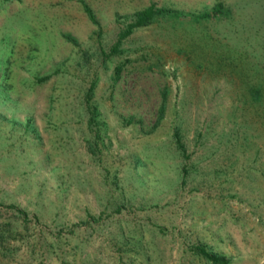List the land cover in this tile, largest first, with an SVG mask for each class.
Here are the masks:
<instances>
[{"label":"rangeland","instance_id":"rangeland-1","mask_svg":"<svg viewBox=\"0 0 264 264\" xmlns=\"http://www.w3.org/2000/svg\"><path fill=\"white\" fill-rule=\"evenodd\" d=\"M150 2L171 11L119 37ZM245 59L264 72V0H0V203L38 218L0 264H264Z\"/></svg>","mask_w":264,"mask_h":264},{"label":"trees","instance_id":"trees-1","mask_svg":"<svg viewBox=\"0 0 264 264\" xmlns=\"http://www.w3.org/2000/svg\"><path fill=\"white\" fill-rule=\"evenodd\" d=\"M221 7H222V3L220 1H217L216 3H214L212 5V9L210 12H204V13H202V15L194 14V19L199 20L200 16H210L211 14L214 15V14L219 13L220 11L222 12ZM83 8H84V11L86 12L88 18L92 22L96 23L97 20L93 14L91 8L85 2H83ZM170 11H171V9L164 7V6H157L153 2H150L147 5L139 8V9L134 10L132 13V18L126 22L125 27L123 28V30L119 34V37L125 36L136 26L144 25V24L150 22L155 15L166 14V13H169ZM172 13L178 14L179 12L177 10H173ZM225 13H226V15H228L230 13L229 8L225 9ZM236 51H235V53H234V51H232L234 56H235V59L239 58V54H238L239 51H237V52ZM235 59H234V61H235ZM243 61L244 62H241V67L251 68V66H252V70L254 71V73L249 75L248 72L245 73L244 68H243V71H244L243 76L245 77L247 75V77L244 79V82L249 83V84L245 85V87H246L247 91L249 92L250 97L252 98V100L257 105L256 113H258V115L260 116V120H261L262 124H264V72L261 70V68L258 69L256 64L250 65V62L246 59ZM235 62L240 64L239 60L235 61ZM237 63H235L234 65H238ZM118 69H119V67L117 66L116 70L118 71ZM240 69H242V68H240ZM49 75H50L49 73H46V74H43L41 76H36V79L37 80H43V79H46L47 77H49ZM251 76H253V77H251ZM247 78H249V80ZM89 93H90V90L86 94L89 95ZM162 112H163V103L160 104L157 118H159L162 115ZM90 118H92V116ZM173 136H174L176 146L183 152L184 146H183V143L179 137L178 131L176 129L173 131ZM0 205H2V207L4 209H8L10 211L9 218L0 222V254L6 255L7 253H10L9 255H11V254H13L14 251L12 250L13 248L9 244L8 240L10 238L22 239V235L25 233L24 229L27 228V225H30V223H33V221L35 223H38V218L36 216H33L31 218L28 215L27 211L23 207L18 206L14 202H8V203L1 202ZM90 217H91V219H95L94 216H90ZM97 217H99V216H96V218ZM20 225L24 231L23 230L19 231L20 228L18 229V227ZM62 228L63 227H60L57 230H55V232H52L51 240L48 243L49 249H51L50 248L51 243L54 244L56 241L62 242L64 240L65 234H63L64 230ZM40 230H42V229H40ZM57 242H56V244H57ZM38 243H40L39 239H38ZM192 249L195 253H197L198 255L203 257L205 260L209 261L211 264H228V258L226 256L208 250L203 243H195L192 246ZM52 250L55 251V248L52 247ZM58 253H61V252L59 251ZM59 255H62V253ZM61 261H63V258L61 259ZM84 264H87V263H84Z\"/></svg>","mask_w":264,"mask_h":264}]
</instances>
